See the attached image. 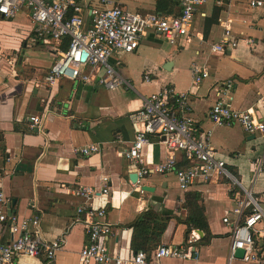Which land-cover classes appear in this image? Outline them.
Returning <instances> with one entry per match:
<instances>
[{"label":"crops","instance_id":"obj_1","mask_svg":"<svg viewBox=\"0 0 264 264\" xmlns=\"http://www.w3.org/2000/svg\"><path fill=\"white\" fill-rule=\"evenodd\" d=\"M114 1L133 13L176 17L182 13L181 0H177L178 5H169L167 13L157 10L160 0ZM251 1L206 0L194 18L192 36L172 45L162 34L148 31L136 52H115L111 62L132 86L116 90L103 87L92 68L85 70L93 75L89 83L62 79L50 86L46 76L58 59L57 51L64 50L65 39L44 45L26 11L13 20L0 16V193L6 198L0 202V212L21 220L38 217L42 238L48 243H63L55 264H81L80 251L88 243L85 218L76 213L84 201L75 191L83 186L101 190L106 184L109 195L96 197L92 205L105 210L113 227L105 242L122 258L130 259L136 253L132 225L144 212L153 210L172 217L160 246L187 248L192 256L167 258L162 264H248L238 258L231 263V228L223 220L235 219L232 210L244 196L243 188L257 198L264 195V173L257 178L253 168L263 156L264 141L239 125L215 126L208 116L216 100L228 94L233 108L251 111L264 121V5L253 8ZM93 7L101 5L96 0L83 3L82 14L87 20ZM226 27L231 28L239 45L213 53L212 46L224 40ZM246 40L255 44L248 47ZM194 63L209 73L199 87L194 85ZM146 76L150 81H145ZM229 80L234 82V90L226 93ZM165 88L177 96H190L185 109L170 99L172 108L179 117L194 121L198 136L213 130L211 144L241 186L220 176L200 178L183 191L174 173L148 176L142 185L132 181L137 168L125 152L137 130L129 116L142 109L144 97ZM32 116H40L42 125L32 129ZM92 145L98 152H81ZM167 156L158 136H152L142 150L144 164L151 168ZM175 156L177 169L185 170L189 163L185 154ZM141 186L155 191L142 192ZM188 192L201 195L214 236L208 244H200L204 233L198 230L186 240L187 227L179 223L187 215L184 204ZM11 240L9 224L0 222V247ZM261 254L264 258V252ZM13 263L44 264V257L19 255Z\"/></svg>","mask_w":264,"mask_h":264},{"label":"built area","instance_id":"obj_2","mask_svg":"<svg viewBox=\"0 0 264 264\" xmlns=\"http://www.w3.org/2000/svg\"><path fill=\"white\" fill-rule=\"evenodd\" d=\"M96 1L101 7L90 9L89 20L82 14L85 0H0V16L13 20L26 11L36 37L47 46L69 38L68 48L57 51L58 59L46 76V83L50 86L62 79L89 83L93 75L85 70L92 68L94 74L99 75V83L106 89L116 90L122 86L132 89L131 84L113 66V54L117 51L127 54L136 52L148 31L162 34L172 45L177 44L181 38L192 36L194 18L206 3V0H181L182 13L176 17L133 13L114 0ZM250 5L253 8L262 7L264 1L252 0ZM245 43L248 47L255 44L253 40H246ZM238 45L239 41L233 37L231 28L226 27L224 40L212 46V52L222 53L227 47L236 48ZM192 72L196 87L209 75L197 63L192 65ZM145 81H150V77L146 76ZM225 86L226 93L234 90L232 80L227 81ZM223 96L211 108L209 121L218 127L239 125L247 134L259 136L264 141V121L259 120L251 111L236 110L231 104L233 98L228 94ZM170 99H175V104L185 109L191 98L177 96L173 90L165 88L144 97L142 109L129 116L137 132L125 156L137 168V184L142 185L143 180L151 175L174 173L183 191H188L200 178L211 180L220 176L241 186L229 172L226 162L214 150L211 144L213 130H206L203 136H198L194 121L179 117ZM30 120L32 129L42 125L40 116H32ZM152 136L162 138L168 154L166 160L154 168L146 166L142 158V150L150 144ZM98 150L97 146L92 145L83 148L81 152L90 154ZM178 152L185 154L190 163L185 170L177 169L175 155ZM253 168L257 178L264 173V153L254 162ZM243 191L244 196L237 200L232 210L235 219L226 217L223 220L231 228L230 261L232 263L236 259L237 250H244L242 260L245 263L264 264L261 254L264 252V195L257 198L249 190L243 188ZM109 192L107 184L101 190L83 186L75 191V195L84 201L76 213L78 218H85L88 237L87 245L80 251L81 264H162L167 258L192 257L190 249L176 246H159L151 252L140 251L130 259H124L111 251L105 239L112 234L113 227L107 222L105 210L96 209L92 205L96 197L108 196ZM5 201V196L0 193V202ZM0 222H7L12 233V240L0 247V264H14V259L19 255L43 256L44 264H55L56 255L63 243L61 240L48 243L42 238L38 217L21 220L0 212Z\"/></svg>","mask_w":264,"mask_h":264},{"label":"trees","instance_id":"obj_3","mask_svg":"<svg viewBox=\"0 0 264 264\" xmlns=\"http://www.w3.org/2000/svg\"><path fill=\"white\" fill-rule=\"evenodd\" d=\"M169 5H178V2L177 0H160L157 3V10L162 13H167ZM213 23L216 22H212L211 24ZM69 43V38H66L62 45V49L66 50ZM189 166L190 163H188L187 168ZM230 172H232L237 178V175L233 171ZM201 201L202 198L199 193L188 192L185 196L184 204V209L186 210L187 215L183 220H179V223L187 227L185 232L186 240H188L193 230L203 232L204 237L201 238L200 244L205 245L210 243L214 236L210 231ZM171 219L172 217L159 215L153 210L144 212V214H142V216L132 225L134 228V237L132 242L136 253L140 251L151 252L158 248L161 244L162 236L164 235Z\"/></svg>","mask_w":264,"mask_h":264},{"label":"water","instance_id":"obj_4","mask_svg":"<svg viewBox=\"0 0 264 264\" xmlns=\"http://www.w3.org/2000/svg\"><path fill=\"white\" fill-rule=\"evenodd\" d=\"M137 180H138V175L137 174H134V176L132 177V181L134 183H137ZM141 191L142 192H154V188H149L147 186H141ZM244 254H245V251L244 250H237L235 256L236 258L238 259H242L244 257Z\"/></svg>","mask_w":264,"mask_h":264}]
</instances>
